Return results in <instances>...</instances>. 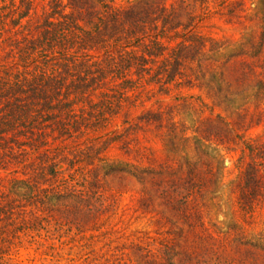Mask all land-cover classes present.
Wrapping results in <instances>:
<instances>
[{"label":"trees","instance_id":"trees-1","mask_svg":"<svg viewBox=\"0 0 264 264\" xmlns=\"http://www.w3.org/2000/svg\"><path fill=\"white\" fill-rule=\"evenodd\" d=\"M5 1L0 6V171L9 176L0 180V222L16 231L74 228L78 240L88 242L82 246L92 247L107 234L94 232L111 208L105 181L111 163L103 152L112 142L132 152L129 142L137 139L140 122H156L179 146L192 143L195 159L166 160L142 171L145 178L136 177L158 187L170 212L187 221L189 230L181 238L173 230L162 240L161 253L142 248L141 264H264V232L251 240L216 238L196 208L217 179L205 147L229 141L221 135L224 118H203L198 108L203 101L196 99L195 106L192 96H180L176 99L198 115L191 136L171 110L160 108L137 121L127 119L121 133L111 136L106 130L114 117L134 107L147 85L164 94L176 87L203 91L223 111L235 106L241 129L245 120L258 119L264 112V0L252 17L243 0H213V6L209 0H177L170 6L165 0L126 6L112 0H47L40 13L36 0ZM212 15L239 25L253 21V29L232 49L197 31ZM243 143L235 187L239 207L249 214L264 203V143ZM60 164L70 179L82 176L88 187L66 185ZM151 171L160 176L158 182L149 177ZM142 194L138 202L148 206L149 193L143 188ZM191 239L201 247H191Z\"/></svg>","mask_w":264,"mask_h":264},{"label":"rangeland","instance_id":"rangeland-1","mask_svg":"<svg viewBox=\"0 0 264 264\" xmlns=\"http://www.w3.org/2000/svg\"><path fill=\"white\" fill-rule=\"evenodd\" d=\"M46 1L36 0L38 13L46 5ZM112 1L116 5L126 6L138 0ZM175 1L177 0H165V3L170 6ZM209 1L213 6V0ZM4 2L0 0V6ZM259 2L260 0H243L249 16ZM225 20L212 15L199 24L197 31L234 49L250 35L254 22L246 20L243 25H239ZM180 96H192L191 101L196 103L195 106H199L196 99L203 101L205 106L198 107L201 108L203 118L215 119L217 115L224 118L221 135L229 137L227 143L221 141L224 143L221 146L216 145L220 142L214 141L212 145L205 147L214 171H217V179L210 188L211 194L198 199L196 208L203 227L216 238L240 235L251 240L259 232H264V203L259 204L253 213H245L237 203L235 186L241 171L238 159L244 148L243 141L264 143V112L258 119L245 120L241 129L237 123L243 120L236 117L235 106L223 111L222 105L219 107L216 102L207 99L203 91L176 87L164 94L157 87L147 85L133 100L134 107L128 108L125 114L120 113L118 117H114L106 130L111 131V136L121 133L127 126L124 124L127 119L134 122L145 113L156 112L160 108L171 110L175 121L182 124L187 129L186 133L191 136L190 131L197 126L198 115H192L191 108L184 105L183 99H176ZM140 124L137 139L129 142L132 152L127 151L129 146L121 142H112L103 152L106 162L111 163V172L105 178L111 189V208L102 218L104 225L94 235L107 233L105 237L100 236L96 239L98 242H90L93 243L92 247H85L82 245L88 242L86 239L79 241L74 228L57 229L51 225L39 231H16L13 225L8 226L3 221L0 222V264H141L142 248L161 253L162 240L172 237L173 230L177 228L176 235L179 234L180 238L186 235L185 232L189 230L187 221H178L170 212L160 189L143 185L137 177L145 178L142 171L166 160H174L179 164L183 163L184 158L193 161L194 145L189 143L188 148L179 146V143L172 141L167 128L157 126L156 122L143 121ZM182 126L179 128L182 129ZM133 166L139 167L140 171L134 170ZM58 167L64 170L61 176L65 177L66 185L78 189H82V185L88 187L83 184L82 176L70 179L66 165L60 164ZM100 175L104 176L103 172ZM5 176H9L8 173L0 171V180ZM149 177L153 181L160 180V176L152 171ZM143 188L151 199L148 206H140L138 202L143 195ZM89 235L86 233L85 236L88 238ZM193 240H189L191 247H201Z\"/></svg>","mask_w":264,"mask_h":264}]
</instances>
